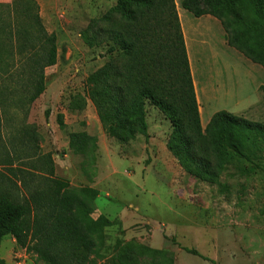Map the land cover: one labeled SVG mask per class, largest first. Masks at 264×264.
<instances>
[{
    "label": "trees",
    "instance_id": "1",
    "mask_svg": "<svg viewBox=\"0 0 264 264\" xmlns=\"http://www.w3.org/2000/svg\"><path fill=\"white\" fill-rule=\"evenodd\" d=\"M179 7L196 19L213 17L227 45L264 69V0H181ZM81 39L89 49L103 50L106 63L85 80L83 94L69 96L70 114H81L89 102L106 137L126 145L136 134L148 138L149 104L169 123L167 151L208 185L220 184L232 155L250 163L264 157L262 123L217 112L202 129L174 0H116L89 22ZM56 62L57 39L47 33L37 3L0 4V167L8 173H0V246L11 237L42 264H161L159 253L131 243L108 247L106 256L101 237L117 221L92 217L99 192L56 178L50 156L45 162L37 152L34 129L2 132L1 116L8 119L12 108L27 115L45 91V70ZM259 90L264 94V86ZM56 121L65 130L63 115ZM67 149L81 158L79 170L91 183L97 138L70 133Z\"/></svg>",
    "mask_w": 264,
    "mask_h": 264
},
{
    "label": "rangeland",
    "instance_id": "2",
    "mask_svg": "<svg viewBox=\"0 0 264 264\" xmlns=\"http://www.w3.org/2000/svg\"><path fill=\"white\" fill-rule=\"evenodd\" d=\"M34 1L47 33L57 39V62L45 70V91L27 115L10 109L8 119L1 116V130L7 136L22 126L34 129L37 152L45 162L50 156L56 178L99 192L92 217L117 221L104 230L101 251L109 256L110 247L131 243L159 253L161 264H264V157L250 163L232 155L220 184L208 185L190 177L167 151L169 123L149 104L148 138L136 134L126 145L106 137L89 102L81 114L67 112L69 96L83 94L85 80L106 63L104 51L86 47L81 34L116 0ZM180 2L174 0L202 129L217 112L264 124V94L259 90L264 69L227 45L217 20L193 18ZM58 115H63L65 130L57 125ZM80 131L97 138L91 183L79 170L81 158L67 149L68 134ZM0 173L8 174L2 167ZM0 260L42 264L11 237L1 243Z\"/></svg>",
    "mask_w": 264,
    "mask_h": 264
},
{
    "label": "crops",
    "instance_id": "3",
    "mask_svg": "<svg viewBox=\"0 0 264 264\" xmlns=\"http://www.w3.org/2000/svg\"><path fill=\"white\" fill-rule=\"evenodd\" d=\"M205 17V16H204ZM203 18V17H202ZM201 19V18H200ZM193 86H194V88H196V85H195V83H193ZM198 102V101H197ZM123 215V218H126V216H125V214H122ZM125 220V219H124ZM124 222V221H123Z\"/></svg>",
    "mask_w": 264,
    "mask_h": 264
}]
</instances>
